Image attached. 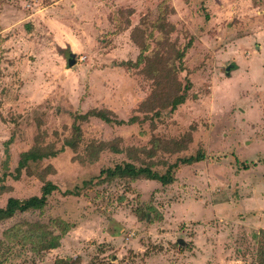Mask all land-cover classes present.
Wrapping results in <instances>:
<instances>
[{"label": "rangeland", "instance_id": "1", "mask_svg": "<svg viewBox=\"0 0 264 264\" xmlns=\"http://www.w3.org/2000/svg\"><path fill=\"white\" fill-rule=\"evenodd\" d=\"M162 1L173 9L170 40L192 41L178 89H156L170 99L188 85L173 112L148 103L154 86L143 65L122 64L139 53L134 27L154 18ZM93 108L124 124L90 118L78 148L64 147L73 115ZM185 137L178 153L150 157L154 140ZM33 147L58 153L31 164V174L5 176L0 207L9 197L39 195L47 180L58 190L42 211L0 223V264H257L264 0H0V177ZM197 151L204 160L180 167L169 185L144 178L86 184L123 162L151 160L164 173L161 162ZM32 227L57 235L58 246L37 250L6 237Z\"/></svg>", "mask_w": 264, "mask_h": 264}, {"label": "trees", "instance_id": "2", "mask_svg": "<svg viewBox=\"0 0 264 264\" xmlns=\"http://www.w3.org/2000/svg\"><path fill=\"white\" fill-rule=\"evenodd\" d=\"M254 1L258 2L260 0ZM172 13L173 9L168 6L166 1H162L158 4L157 15L154 16V18H151L150 14L143 16L131 33L132 41L139 48V53L135 61H126L122 63L134 69L143 65L142 71L151 77L154 86V90L151 94L152 96L149 98L148 103L152 104V107L158 104L161 106V109L169 107V112L175 111L179 105L185 103L188 96V85L185 86L181 93L175 94L170 99L167 97L163 99L161 92L156 91V89L162 86H167L169 89H178L177 76L179 72L184 70V58L192 43L190 40L186 45L181 46L176 40H170L171 34L174 33L176 29L168 19V16ZM160 111L161 110L155 112L154 116H159ZM90 118L99 119L107 124H124L123 120L118 121L110 112L104 109L93 108L84 113H75L71 125V135L69 138L64 139V147H68L71 150H76L78 148L82 138L81 124L87 122ZM133 120L135 121L138 119L133 118L130 122H134ZM185 142L186 137L184 140L165 143L154 140L149 150L150 157H155L159 151L172 154L178 153L184 148ZM57 153L58 151L52 148L42 150L38 147H33L20 153L14 172L11 173L9 170L4 169L5 172L2 174V177H0V192H2L4 188L2 183L5 176L10 175L14 178H19L23 171L31 174V164H35L45 158H53ZM204 158V153L197 151L195 155L177 157L169 164L161 162L167 166L164 173L154 170L153 167L157 165V162L154 164V161L151 160L144 161L139 166L131 162H123L112 168L101 169L99 174L87 180L86 184L92 183L93 179H96L97 182H101L113 179L135 181L144 178L146 180L159 182L162 185H169L175 182L176 170L183 166L201 162ZM57 190V186L47 180L41 186L39 195H33L22 199L9 197L6 204L0 207V223L15 217L17 214H23L29 211H42L47 206L51 194ZM6 237L11 241L15 240L17 242L29 243L37 250L44 251L56 248L59 243L57 235L41 227H32L26 231L20 229L9 231ZM255 238L258 243L256 249V262L257 264H264V232L259 235V237L256 235ZM68 262L69 261L66 260L62 261L63 264H68Z\"/></svg>", "mask_w": 264, "mask_h": 264}, {"label": "water", "instance_id": "3", "mask_svg": "<svg viewBox=\"0 0 264 264\" xmlns=\"http://www.w3.org/2000/svg\"><path fill=\"white\" fill-rule=\"evenodd\" d=\"M75 63V55L73 53H70L69 54V57H68V65L69 66H73ZM181 241H179L180 243Z\"/></svg>", "mask_w": 264, "mask_h": 264}]
</instances>
